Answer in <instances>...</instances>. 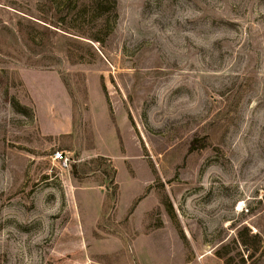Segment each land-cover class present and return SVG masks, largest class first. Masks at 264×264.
<instances>
[{"label":"rangeland","instance_id":"obj_1","mask_svg":"<svg viewBox=\"0 0 264 264\" xmlns=\"http://www.w3.org/2000/svg\"><path fill=\"white\" fill-rule=\"evenodd\" d=\"M255 235L264 0H0V264H264Z\"/></svg>","mask_w":264,"mask_h":264},{"label":"trees","instance_id":"obj_2","mask_svg":"<svg viewBox=\"0 0 264 264\" xmlns=\"http://www.w3.org/2000/svg\"><path fill=\"white\" fill-rule=\"evenodd\" d=\"M84 1V0H83ZM100 4V3H99ZM98 4V8L102 6V4L99 5ZM92 5H94V2L92 1ZM93 7V6H92ZM97 8V9H98ZM57 11L59 12V14H66L68 11H69V7L68 6H62L61 8H58ZM254 238L257 239L258 241V249H262V254H264V248H262V244H263V241L261 240V237L258 236V235H255ZM245 246H247L246 244H244ZM249 247V246H248ZM247 247V248H248ZM251 250V248L249 249Z\"/></svg>","mask_w":264,"mask_h":264},{"label":"built area","instance_id":"obj_3","mask_svg":"<svg viewBox=\"0 0 264 264\" xmlns=\"http://www.w3.org/2000/svg\"><path fill=\"white\" fill-rule=\"evenodd\" d=\"M54 160L57 161L58 163L63 162L65 165H66V163H67V161H68L67 157H65V156L63 155V153H61V152H57V153L54 155Z\"/></svg>","mask_w":264,"mask_h":264}]
</instances>
